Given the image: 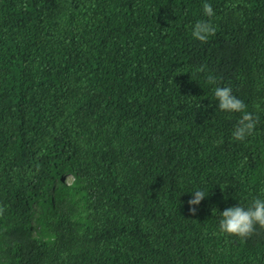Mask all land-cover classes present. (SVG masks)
<instances>
[{"label":"trees","instance_id":"16d2710c","mask_svg":"<svg viewBox=\"0 0 264 264\" xmlns=\"http://www.w3.org/2000/svg\"><path fill=\"white\" fill-rule=\"evenodd\" d=\"M256 198L264 0H0V264H264V229L219 231Z\"/></svg>","mask_w":264,"mask_h":264},{"label":"clouds","instance_id":"9594fccd","mask_svg":"<svg viewBox=\"0 0 264 264\" xmlns=\"http://www.w3.org/2000/svg\"><path fill=\"white\" fill-rule=\"evenodd\" d=\"M202 11L205 16L211 18L215 15L211 4L204 3ZM216 29L210 20L197 21L192 29V36L201 43H206L210 36L215 35ZM200 71H204V66H201ZM209 84H215L216 78L209 75ZM214 96L218 102V107L221 111L229 113H241V117L232 133L235 141L243 142L250 136L256 126V119L253 114L246 111L244 102L237 98L232 93L230 87H219L214 89ZM193 198L188 201L189 205H199L200 202L208 195L203 190H195ZM3 209H0L2 213ZM189 211L196 213V207H190ZM222 219L219 222V231L228 236H236L241 239H247L252 236L257 227L264 229V199L256 198L247 208L240 205L228 207L221 212Z\"/></svg>","mask_w":264,"mask_h":264},{"label":"rangeland","instance_id":"374dc122","mask_svg":"<svg viewBox=\"0 0 264 264\" xmlns=\"http://www.w3.org/2000/svg\"><path fill=\"white\" fill-rule=\"evenodd\" d=\"M71 180H72V177L71 176H68V180L67 181L69 182ZM36 214H37V212H36Z\"/></svg>","mask_w":264,"mask_h":264}]
</instances>
